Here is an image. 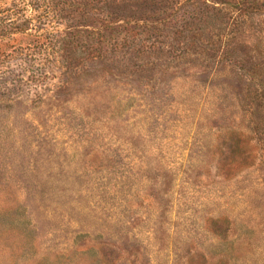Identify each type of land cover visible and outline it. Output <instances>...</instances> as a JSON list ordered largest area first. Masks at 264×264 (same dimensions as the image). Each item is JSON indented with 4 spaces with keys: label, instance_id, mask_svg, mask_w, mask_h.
Listing matches in <instances>:
<instances>
[{
    "label": "rangeland",
    "instance_id": "obj_1",
    "mask_svg": "<svg viewBox=\"0 0 264 264\" xmlns=\"http://www.w3.org/2000/svg\"><path fill=\"white\" fill-rule=\"evenodd\" d=\"M0 264H264V0H0Z\"/></svg>",
    "mask_w": 264,
    "mask_h": 264
}]
</instances>
